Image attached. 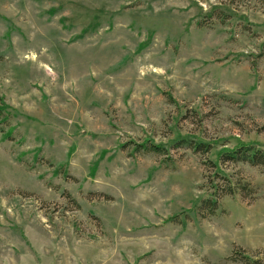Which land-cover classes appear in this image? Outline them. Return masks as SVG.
Wrapping results in <instances>:
<instances>
[{"label": "rangeland", "instance_id": "1", "mask_svg": "<svg viewBox=\"0 0 264 264\" xmlns=\"http://www.w3.org/2000/svg\"><path fill=\"white\" fill-rule=\"evenodd\" d=\"M0 105V264H264V0H0Z\"/></svg>", "mask_w": 264, "mask_h": 264}, {"label": "trees", "instance_id": "2", "mask_svg": "<svg viewBox=\"0 0 264 264\" xmlns=\"http://www.w3.org/2000/svg\"><path fill=\"white\" fill-rule=\"evenodd\" d=\"M10 114L11 113L9 112V108L7 106L0 105V124L6 123L10 118ZM194 142L195 141H187L186 139H181V141H179L178 143V146L180 147L187 146L189 148H192L195 152L204 155L210 153V151L212 150L210 144H205L202 142H195V143ZM137 146H140V148L147 153L162 154V152H165L164 148L150 142H146L145 144L137 145ZM219 159L222 164L226 162H232L234 164L247 163L253 167L264 168V152L255 149L253 146L249 147L243 145L236 150L224 151L220 155ZM213 164L214 165H211L212 168L218 169V166L215 163ZM217 179L219 181L222 180L220 178ZM209 184L212 185V188L214 189V193L212 195V199L203 202L201 206V210H207L208 213H210V216H213L215 212L218 210L219 200L221 198H224L226 196H233L237 193L238 190L242 191V196L244 198H249L250 196L249 194L252 193V189L248 183L246 184L239 183L240 187H237L236 185L235 186L232 185L230 180L223 179L224 187L223 186L219 187L218 183L212 184V181L210 179Z\"/></svg>", "mask_w": 264, "mask_h": 264}]
</instances>
